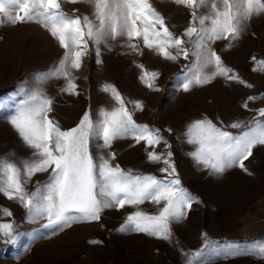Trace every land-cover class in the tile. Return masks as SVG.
<instances>
[{"label":"snow or ice","instance_id":"snow-or-ice-1","mask_svg":"<svg viewBox=\"0 0 264 264\" xmlns=\"http://www.w3.org/2000/svg\"><path fill=\"white\" fill-rule=\"evenodd\" d=\"M65 2L87 4L91 12L84 15L66 12ZM172 3L186 8L190 14L181 34L170 30L166 17L151 0H0V26L35 22L47 29L64 49L52 69L37 74L34 88L22 90L24 98L10 117L11 125L32 150L31 155L19 162L0 157V195L26 208L29 222L46 220L40 228L55 235L76 223L99 221L106 209L131 206L135 210L117 231L145 233L171 242L172 224L186 219L193 204L201 203L199 197L183 187L171 145L161 129L137 123L133 118L134 111L143 109L142 101H127L115 85L105 83L102 90L110 94L113 106L101 107L95 114L86 110L74 127L64 129L50 115L54 98L43 88L48 80L62 78L65 86L61 91L78 95L74 70L82 67L90 45L96 62L101 63L102 46L111 49L119 42L130 52L142 54L141 41L143 47L166 60L177 61L183 56L189 61L176 74L177 87L185 92L217 77L246 84L224 63L213 45L224 40L225 47H231L253 17L264 15V0H172ZM253 60L264 71V59L253 57ZM137 67L142 69L140 79L150 89L159 91L154 83L159 73L149 72L143 64ZM256 99H264V94L249 96L243 107L248 108V101ZM129 103L133 106L131 110ZM229 128L241 131L233 133ZM184 135L187 143L195 146L188 155L211 174L221 175L237 166L247 171L244 161L253 154L254 147L264 145V107L247 123L238 120L228 127L206 116L193 120ZM129 137L136 143L145 142L148 161L162 165L159 172L164 176L126 170L115 163L112 144ZM161 144L164 150L157 151L156 146ZM44 173L47 179L37 180L29 192L32 178ZM146 202L156 205V211H145L141 206ZM0 215L11 216L12 212L0 206ZM0 235L5 243H15L19 234L13 223L6 222L0 223ZM43 235L40 230L31 233L33 240ZM203 236L200 249L191 255L185 253V264H215L217 259L245 255L264 260V241L240 248L232 244L221 246L209 239L207 233Z\"/></svg>","mask_w":264,"mask_h":264},{"label":"rangeland","instance_id":"rangeland-1","mask_svg":"<svg viewBox=\"0 0 264 264\" xmlns=\"http://www.w3.org/2000/svg\"><path fill=\"white\" fill-rule=\"evenodd\" d=\"M151 2L166 17L170 30L183 33L190 19L186 8L175 5L172 0ZM63 8L78 15L91 12L90 6L84 3L65 2ZM140 43L142 54L130 52L119 42L111 49L102 46L101 63L96 62L90 45L82 67L74 70L78 95L61 91L65 86L62 78L44 83V90L54 98L50 115L62 128L74 127L86 110L91 109L95 114L101 107L113 106L110 94L102 88L105 83L115 85L127 101L143 102V109L134 111L133 118L137 123L161 129L171 145L183 187L199 197L201 203L193 204L186 219L172 224L174 236L169 242L145 233L117 231L135 210L131 206L106 209L99 221L76 223L52 235L40 228L46 220L29 222L26 208L0 195V206L12 212L11 216L0 215V223H13L19 234L15 243H5L0 235V264H185V253L191 255L202 247L204 233L221 246L248 248L264 241V145L254 147L253 154L244 161L247 171L237 166L215 175L188 155L195 146L187 143L184 135L193 120L206 116L228 127L238 120L247 123L264 107V99L248 101V108L243 107L249 96L264 94V71L253 60V57L264 59V15L253 17L231 47H225L224 40L213 45L224 63L246 84L217 77L185 92L177 87L176 74L189 61L183 56L177 61L166 60ZM63 54L59 42L40 24L0 26V157L19 162L31 155L32 150L11 125L10 117L24 98L22 90L34 88L37 74L52 69ZM138 64H143L149 72L159 73L154 81L159 91L150 89L140 79L142 69ZM132 107L129 103L128 108ZM146 147L145 142L136 143L129 137L114 141L111 151L116 153L115 163L126 170L164 176L159 172L162 165L148 161ZM156 150L163 151L164 145L156 146ZM46 179L47 173L34 176L28 185L29 192L37 180ZM141 207L148 212H155L157 208L151 202ZM34 230L42 231L43 237L33 240ZM215 264H264V260L245 255L217 259Z\"/></svg>","mask_w":264,"mask_h":264}]
</instances>
